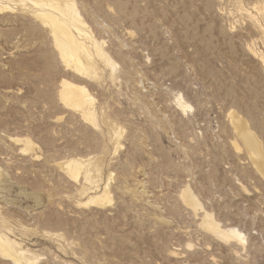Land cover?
I'll return each mask as SVG.
<instances>
[{"label":"rangeland","instance_id":"obj_1","mask_svg":"<svg viewBox=\"0 0 264 264\" xmlns=\"http://www.w3.org/2000/svg\"><path fill=\"white\" fill-rule=\"evenodd\" d=\"M72 1L113 74L97 56L90 75L67 65L39 5L0 4V233L35 257L0 264H264V167L231 122L264 156V0ZM61 80L87 88L90 119ZM68 157L93 166L90 182ZM106 184L111 201L80 203ZM203 211L243 242L205 229Z\"/></svg>","mask_w":264,"mask_h":264},{"label":"bare ground","instance_id":"obj_2","mask_svg":"<svg viewBox=\"0 0 264 264\" xmlns=\"http://www.w3.org/2000/svg\"><path fill=\"white\" fill-rule=\"evenodd\" d=\"M7 1L8 0H0V4L4 5L5 3H7ZM23 1H26V0H23ZM30 1L33 4H37V5H39V7H41L40 12L36 13L35 17L39 18L42 21V23L43 22H44V24L47 23L50 26L49 27V29H51L50 32L53 33V38H51V39L54 40V43L59 50L60 57L64 60V62L67 65L70 62H72L74 64L76 71L81 72L83 74H89L91 72L90 70L92 68H94V69L97 68V66H96L97 63H96V61L93 60L94 56H97L98 59L100 58V59L105 61L104 63L103 62H100V63L108 65V67L109 66L111 67V70H112L111 74H113L112 73L113 70L115 71V69H114V67H115L114 62L115 61L113 62V60L108 55L109 53L107 54V51L106 52L104 51V49H103L104 47H102V43L97 41L96 38L94 39V37L92 36L93 32L89 33L85 29V24H84L83 18L81 17L82 15L80 16V13L76 9L74 2L72 0H30ZM7 5H8V3H7ZM45 7L46 8L49 7L50 10L44 9ZM28 10H29V8H28ZM30 12H31V10H30ZM73 31L77 34V36L74 34ZM82 36H85L86 38L91 40L92 45H93L92 48H94V52H91L89 50V48L87 47V45L85 44L83 39L80 38ZM248 52H249V50H248ZM61 62H62V60H61ZM69 67H71V66H69ZM96 74H97V72H96ZM59 94H60L61 100L64 103H66L68 105L70 104L73 107L78 108L81 115L85 119L91 118V116L93 114V108H94V98L91 96V94L89 93V91L87 90V88L84 85L75 84V83L70 82L68 80H61L60 81ZM178 105L184 111L186 110V108L189 107V105L183 100H179ZM230 115H231V113H230ZM231 122L233 123L235 129L239 128V131H238L239 132V138H241V140H242L241 142H243V144L246 146L247 157L250 156V158L255 163L261 162L263 164V167H264V156H263V153L261 151L260 143L254 137L255 134L252 135V133L248 129H246L247 126L244 125L243 120L238 118L237 115H232ZM112 124L113 123H111V127L114 131V134H113L114 137L112 138V140L114 139L115 144L118 145V139L121 136V133H122L121 130L122 129L120 130L119 129L120 127L118 128L117 126H114ZM112 129H111V131H112ZM233 132H235V131H233ZM26 138L25 139L21 138V137L20 138H13V136H12V139L15 141V143H17V142L23 143V145H22L23 147L21 148L22 152L23 151L26 152L29 149V147L31 146V144L33 143V142L32 143L30 142L31 140H29L28 138L26 139ZM29 151H30V149H29ZM86 160H87V158H86ZM90 160H91V158L88 160V162ZM60 165H64V168L66 169V171L70 172L74 178H76L79 173H82V175L86 181H89L92 178V174L90 176V172L92 171L90 168H92L93 166L89 167L90 163H86L85 160L77 159V157L76 158H72V157L69 158L68 157V159H65L62 162V164H59V166ZM91 165H92V163H91ZM251 166H252V164H251ZM257 167H258V165H257ZM257 167H255V168H257ZM261 168H262V165H261ZM94 169H96V168L94 167ZM262 171L264 172V170H262ZM259 172L262 173L261 170ZM98 173H100V172H98ZM262 174H264V173H262ZM93 176H95V175H93ZM94 183H96V179H95ZM107 188L108 187L106 184L104 189L102 190V192L96 193V194L94 193L93 195H88L86 197V200H84L80 203L82 205H87V204L102 205L105 202L111 201V197L109 194L110 192H108L109 188L108 189ZM80 189H81V187H80ZM180 195H181L182 199L187 203V205H190L193 209H197L198 204L196 203L195 198L192 196V194L188 191V189L186 187L180 191ZM202 213H203V215H202L201 225L205 229L211 231L216 236L224 239L225 241L232 238V239H236L239 242H243V237H242L241 233L239 231H237L235 228H227L226 230H221L218 223L213 220V218L210 216V214H208L206 211H203ZM1 222L4 223V221H1ZM4 229L6 230V228H4ZM8 231H10V230H8ZM27 250L25 248L21 247L20 244L17 241H15L14 239L9 238L4 233H0V255L3 256L4 258H6L8 260H12L14 262H20L21 263L23 260L24 263H29L28 261L30 259L31 260L34 259L35 257H32L28 252L29 250L28 251Z\"/></svg>","mask_w":264,"mask_h":264}]
</instances>
